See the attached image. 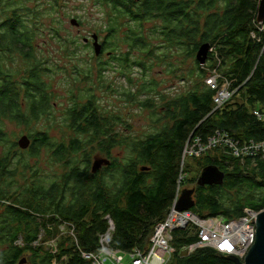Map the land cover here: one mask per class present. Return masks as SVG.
<instances>
[{"label": "trees", "instance_id": "trees-1", "mask_svg": "<svg viewBox=\"0 0 264 264\" xmlns=\"http://www.w3.org/2000/svg\"><path fill=\"white\" fill-rule=\"evenodd\" d=\"M95 1L108 10L103 53L108 52L109 58L119 63L124 69L122 74L132 66L146 71L147 61L165 62L172 51L181 52L183 59H195L199 48L208 43L205 65L195 61L200 82L186 96L163 106L165 124L161 129L136 142L134 159L130 161L129 157L122 163L115 160L104 177L90 170L92 151L98 150L111 159L108 155L118 137L111 124L113 117L99 112L91 95L83 103L73 101L65 120L72 132L69 140L57 145L51 143L47 133L31 134L26 149L30 158L48 149L52 162L64 167L65 174L49 184L33 173L28 186L14 192L0 186V206L6 205L0 215V246L7 248L0 255V264H19L27 253L31 256L24 264H88L80 253L100 251L99 238L108 229L106 217L114 227L111 250L130 253L134 248L142 249L153 227L169 212L178 186L185 189L186 178L178 176L180 163L186 160L182 156L187 141L199 138L208 143V138L217 132L240 143L264 140V122L252 113L255 109L264 111V23L257 22L260 0ZM147 23H153L149 35L144 30ZM32 42L33 35L17 12L0 22V120L7 118L26 127L50 114L52 94L44 80L43 63L38 60L35 65L29 64L28 71L19 78L17 73H5L2 56L16 52L27 63L37 60L35 56L33 59ZM68 43L63 40V47ZM71 44L79 46L75 40ZM158 49H162V56L153 55ZM133 53L142 57L131 60ZM105 66L106 63L99 65ZM208 70H216L235 91L219 109H214V92L204 84ZM82 72L81 76L90 78L89 70ZM16 75L20 81H14ZM146 92L155 91L144 85L141 91L128 92L126 96L136 100ZM141 106L151 107L149 101ZM3 139L0 133V142ZM198 157L201 171L214 165L224 173V179L220 185L194 187V205L189 210L192 214L201 219L230 221L243 216L245 209L264 210L263 158L240 159L225 146L190 158ZM9 158L10 151L0 159V184L14 183L16 171L7 170ZM22 164L25 159H20ZM138 164H145L148 170L138 173ZM149 172L153 174L146 177ZM231 191H236L237 198L227 199L226 203L224 194ZM255 194L260 198L256 199ZM48 225L72 226L75 239L68 235L57 243L54 253L39 255L41 247L35 244L41 231L49 236L57 234V230L53 234L47 230ZM20 238L24 247L16 245ZM197 241L190 227L174 232V252L167 264H235L211 248H197L187 256L179 254L182 247Z\"/></svg>", "mask_w": 264, "mask_h": 264}, {"label": "rangeland", "instance_id": "rangeland-1", "mask_svg": "<svg viewBox=\"0 0 264 264\" xmlns=\"http://www.w3.org/2000/svg\"><path fill=\"white\" fill-rule=\"evenodd\" d=\"M54 1L57 2L54 3ZM14 11L21 17L26 29L33 35L34 52L32 55L33 59L35 56L37 60L27 63L16 52L4 54L2 56L4 71L8 74L9 72L17 73L21 78L28 71L29 64L35 65L38 60L42 61L44 80L52 96L50 114L31 123L29 127L19 125L7 118L0 120V133L4 137L0 142V159L10 151L9 160L11 162L10 166H7V170L16 171L12 181L13 185H8L11 181H7L5 185L4 183L0 184L7 191L14 192L28 186L30 181L28 179H34L31 178L33 173L34 177H39V180L46 179V183L49 184L65 174L64 167L52 162L51 152L48 149L42 150L39 157L30 158L27 150L19 148L18 141L24 135L30 137L31 134L37 133H47L51 143H57V145L69 140L72 132L67 128L65 120L69 110L74 106L73 101L81 100L80 103H83L84 99L91 95L99 112L105 116L113 117L111 124H113V130L116 133L115 138L118 137V140L108 156L118 163H122L129 157L130 161L133 160L137 143L144 140L147 135L156 133L165 124L161 113L163 106L179 97L186 96L200 82L195 64L196 55L195 59H183L181 52L179 54L177 51H172L171 58L165 62L147 61L148 70L146 71L132 66L130 71L124 74L120 72L124 69L114 59H110L106 52L103 56L97 57V61L90 38L93 34H97L100 43L104 42V38L107 36L105 28L108 10L101 8L95 0H0V22L11 17ZM73 21L78 26L73 25ZM152 27L153 23L144 25L146 34H150ZM85 38L89 39L87 44L83 42ZM63 40L69 41L65 48L62 45ZM72 40L77 41L79 46L71 44ZM125 50L124 47L123 51ZM162 52V49H158L153 52V55L159 57L162 56ZM138 57L140 58L142 55L133 53L131 60ZM102 63H106L107 66L100 68L99 65ZM85 70H89V79L81 76L82 71ZM208 73L217 72L208 70ZM17 75L15 80L13 79L15 82L19 79ZM144 85L155 92L140 94L136 100L127 98L128 92L137 93ZM147 101H149L150 108L141 106V103ZM27 108L28 104L26 103L23 110L26 111ZM135 143L136 145H134ZM186 144H189V141ZM96 158L107 159L100 151H92L90 170ZM20 159H25L26 166L25 164L19 165ZM198 159L200 157H188L184 164L180 163L178 177L186 178L183 190L194 189L197 186V179L201 171V166L197 163ZM142 167H146V165H137L138 173H142ZM149 173L146 177L153 174ZM105 174L106 172H103L97 176L104 177ZM193 181L195 184L191 183ZM243 193H245L244 190ZM230 198H237L236 191L225 192L224 201L229 203L226 200ZM255 198L259 199L260 195L255 194ZM4 206L6 205L1 204L0 206V215L5 211ZM47 230H50L52 234L57 230V234L49 236L41 231L38 242L35 244L37 248L41 247V250L38 251L39 255L44 252L54 253L57 243L68 235L75 239L73 227L70 225H59L56 228L48 225ZM153 231L145 247L139 248L140 250H148ZM16 245L24 247L23 239L20 238ZM5 250H7L5 245L0 246V255ZM192 253L184 247L179 250L181 256ZM30 256L31 254L27 253L23 259H28ZM120 256L125 258L123 264H131L130 257H125L123 253ZM53 264L56 263L53 262Z\"/></svg>", "mask_w": 264, "mask_h": 264}, {"label": "built area", "instance_id": "built-area-1", "mask_svg": "<svg viewBox=\"0 0 264 264\" xmlns=\"http://www.w3.org/2000/svg\"><path fill=\"white\" fill-rule=\"evenodd\" d=\"M205 84L214 92V109L223 107L235 92L230 89V83L217 73H210L205 79ZM252 113L257 120L264 122V111L255 109ZM208 139H210V146L215 148L225 146L237 158L255 156L264 158V140L240 143L232 141L227 135L218 132ZM207 148H212L208 147L207 141L203 142L201 139L195 138L191 143L186 144L184 153L196 157L205 153ZM180 195L178 188L176 201L179 200ZM260 212L245 209L243 216L238 220L198 219L196 224L191 223L188 212H176L177 219L163 220L155 226L147 251L134 248L130 253L123 254L125 257L131 258V264H167L174 252L171 246L173 231L184 230L192 225L198 241L184 247L185 249L194 252L197 248H211L221 255L234 256L244 264L246 255L255 242L256 220ZM106 219L109 220V228L105 234L100 236V251L98 253H80L81 258L89 264H123L125 260L120 256L122 252L109 248L114 227L112 221L108 217Z\"/></svg>", "mask_w": 264, "mask_h": 264}, {"label": "water", "instance_id": "water-1", "mask_svg": "<svg viewBox=\"0 0 264 264\" xmlns=\"http://www.w3.org/2000/svg\"><path fill=\"white\" fill-rule=\"evenodd\" d=\"M139 2L140 0H135ZM257 22L264 23V0H260L258 11H257ZM73 25L78 26V24L73 21ZM92 46L94 49V54L98 57L102 50V44L99 41V36L97 34H93L91 36ZM85 44L89 42L88 38L83 40ZM210 51V45L208 43L203 44L198 52L196 53V60L200 63V65H205L208 53ZM31 140L28 136H22L18 141V146L21 150H26L29 148ZM110 165V161L103 158H96L91 172L94 174L98 169H101L102 166ZM142 171H147L148 168L144 167L141 169ZM224 179V173H222L218 167L214 165H208L202 169L201 176L197 179V185L200 187L204 186H212V185H220L222 184ZM194 193V189L185 190L181 193L179 197L178 203L176 205L177 211H186L189 210L193 205L194 201L192 200V196ZM228 260L232 261L235 264H243L234 256H225ZM25 261L22 260L19 264H24ZM244 264H264V210H262L256 220V237L255 242L249 252L246 255L244 260Z\"/></svg>", "mask_w": 264, "mask_h": 264}, {"label": "bare ground", "instance_id": "bare-ground-1", "mask_svg": "<svg viewBox=\"0 0 264 264\" xmlns=\"http://www.w3.org/2000/svg\"><path fill=\"white\" fill-rule=\"evenodd\" d=\"M258 24H262V23H258ZM210 139H209V141H208V143H207V145H208V147H212V148H215L214 146H210ZM231 142V141H230ZM212 148H207V149H212ZM184 151H185V149H184ZM188 157H191V156H189V155H187V154H185L184 152H183V156H182V160L184 161L186 158H188ZM261 157V156H260ZM262 158V157H261ZM264 159V158H263ZM201 173H202V171L200 172V175H199V177L201 176ZM198 177V178H199ZM181 178H183V177H181ZM180 178V179H181ZM178 188H179V194H181L183 191H185V190H182V188L180 187V186H178ZM178 188H177V192H176V196H175V199H174V202H173V204H172V206H171V208H170V210H169V212L166 214V216H165V218H164V221H167L168 219H177V215H176V212H179V213H182V212H188V217L190 218V221H191V223H193V224H196V222H197V220L199 219L198 217H196L194 214H192L189 210H186V211H177L176 210V205H177V203H178V201H176V198H177V195H178ZM194 194V193H193ZM181 196V195H180ZM176 211V212H175ZM207 219H217V218H203V219H200V220H207ZM239 218H236V219H233V220H238ZM190 228H192L193 229V226L192 225H190L189 226Z\"/></svg>", "mask_w": 264, "mask_h": 264}, {"label": "flooded vegetation", "instance_id": "flooded-vegetation-1", "mask_svg": "<svg viewBox=\"0 0 264 264\" xmlns=\"http://www.w3.org/2000/svg\"><path fill=\"white\" fill-rule=\"evenodd\" d=\"M102 44V43H101ZM107 54H109L108 52H106ZM105 54V52L103 53V48H102V50H101V53H100V55L99 56H103ZM98 56V57H99ZM109 56V55H108ZM104 159H106V158H104ZM107 160H109L110 161V165H108V166H103L98 172H97V174H99V173H103V172H106V171H108V170H110L112 167H113V165L115 164V160L114 159H109L108 157H107ZM25 261V263H26V259L24 260Z\"/></svg>", "mask_w": 264, "mask_h": 264}]
</instances>
